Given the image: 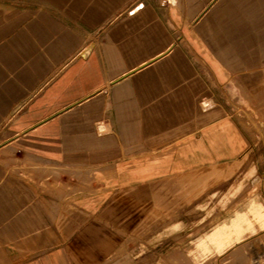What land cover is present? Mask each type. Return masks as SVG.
<instances>
[{"label":"crops","instance_id":"0c3cea01","mask_svg":"<svg viewBox=\"0 0 264 264\" xmlns=\"http://www.w3.org/2000/svg\"><path fill=\"white\" fill-rule=\"evenodd\" d=\"M209 3L0 0V264H169L247 143Z\"/></svg>","mask_w":264,"mask_h":264},{"label":"rangeland","instance_id":"374dc122","mask_svg":"<svg viewBox=\"0 0 264 264\" xmlns=\"http://www.w3.org/2000/svg\"><path fill=\"white\" fill-rule=\"evenodd\" d=\"M206 11L216 42L242 54V74L232 77L226 99L246 149L225 181L160 223L161 257L169 264H264V0H210Z\"/></svg>","mask_w":264,"mask_h":264}]
</instances>
